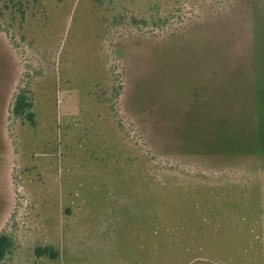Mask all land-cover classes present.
<instances>
[{
	"label": "rangeland",
	"instance_id": "rangeland-1",
	"mask_svg": "<svg viewBox=\"0 0 264 264\" xmlns=\"http://www.w3.org/2000/svg\"><path fill=\"white\" fill-rule=\"evenodd\" d=\"M2 232V264H264V0H0Z\"/></svg>",
	"mask_w": 264,
	"mask_h": 264
},
{
	"label": "trees",
	"instance_id": "trees-1",
	"mask_svg": "<svg viewBox=\"0 0 264 264\" xmlns=\"http://www.w3.org/2000/svg\"><path fill=\"white\" fill-rule=\"evenodd\" d=\"M31 107L30 101H27L26 91L19 90L16 94L13 102V106L11 108V115L19 117L21 115L24 116V119L27 120L29 123H34V116L33 113L27 112ZM14 249V241L12 237L5 232L0 233V264H2L6 258L12 253ZM46 248H36L35 253L37 256H44L47 254Z\"/></svg>",
	"mask_w": 264,
	"mask_h": 264
}]
</instances>
